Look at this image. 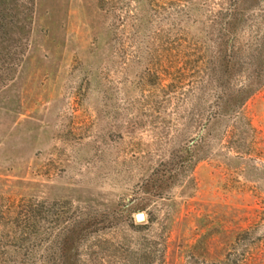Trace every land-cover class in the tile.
I'll list each match as a JSON object with an SVG mask.
<instances>
[{"label":"rangeland","instance_id":"rangeland-1","mask_svg":"<svg viewBox=\"0 0 264 264\" xmlns=\"http://www.w3.org/2000/svg\"><path fill=\"white\" fill-rule=\"evenodd\" d=\"M7 12L0 264H62L67 229L107 216L75 264H264V0Z\"/></svg>","mask_w":264,"mask_h":264},{"label":"trees","instance_id":"trees-1","mask_svg":"<svg viewBox=\"0 0 264 264\" xmlns=\"http://www.w3.org/2000/svg\"><path fill=\"white\" fill-rule=\"evenodd\" d=\"M9 1L10 0H0V35L7 34L9 28H11V17L7 12ZM193 160V158H190L189 164H191ZM169 178L170 177L164 180L162 178L159 179L156 176L152 177L149 181L150 188L155 187V189H150L152 190L150 191L151 194L155 195L156 192L167 188V185L165 187L164 185L168 183ZM113 217H88L73 223L67 229L60 243V245H62L60 249L63 259L62 264H75L73 259H75L78 245L82 239L94 231L103 230L106 226L111 225L112 223H110V220L115 219V217L114 219Z\"/></svg>","mask_w":264,"mask_h":264},{"label":"water","instance_id":"water-1","mask_svg":"<svg viewBox=\"0 0 264 264\" xmlns=\"http://www.w3.org/2000/svg\"><path fill=\"white\" fill-rule=\"evenodd\" d=\"M145 220L143 213H137L135 215V221L136 222H143Z\"/></svg>","mask_w":264,"mask_h":264}]
</instances>
